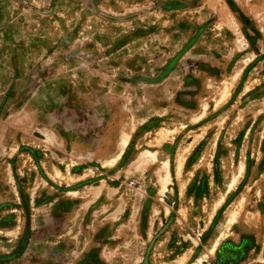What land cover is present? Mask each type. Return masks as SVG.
<instances>
[{
  "label": "rangeland",
  "instance_id": "1",
  "mask_svg": "<svg viewBox=\"0 0 264 264\" xmlns=\"http://www.w3.org/2000/svg\"><path fill=\"white\" fill-rule=\"evenodd\" d=\"M0 264H264V0H0Z\"/></svg>",
  "mask_w": 264,
  "mask_h": 264
},
{
  "label": "bare ground",
  "instance_id": "2",
  "mask_svg": "<svg viewBox=\"0 0 264 264\" xmlns=\"http://www.w3.org/2000/svg\"><path fill=\"white\" fill-rule=\"evenodd\" d=\"M241 168V167H240ZM241 171V170H240Z\"/></svg>",
  "mask_w": 264,
  "mask_h": 264
}]
</instances>
